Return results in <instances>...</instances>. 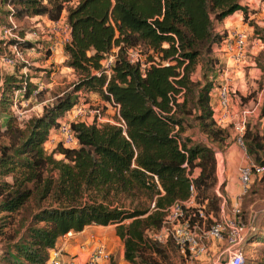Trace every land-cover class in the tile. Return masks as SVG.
Masks as SVG:
<instances>
[{"label": "trees", "instance_id": "trees-1", "mask_svg": "<svg viewBox=\"0 0 264 264\" xmlns=\"http://www.w3.org/2000/svg\"><path fill=\"white\" fill-rule=\"evenodd\" d=\"M0 8V26L11 27L9 18L56 21L65 13L70 29L65 64L76 75L41 113L19 119L12 111L15 91L45 97L44 90L33 94L30 71L38 68L0 67V264H45L59 237L88 224H114L130 263H169L168 243L186 257L172 238L161 242L153 233L175 203L190 224L206 228L218 216L213 144L224 143L229 134L216 123L211 101L220 65L216 50L226 34L216 23L236 11L246 19L247 6L241 0H0ZM15 31L20 39L6 43L34 47L21 39L23 29L16 25ZM133 47L145 55L143 69L128 59ZM113 49L108 75L100 72L101 60ZM90 92L122 122H72L77 145L58 142L46 149L50 130ZM193 124L206 140L187 133ZM250 126L243 137L247 151L264 166V137ZM260 186L264 174L254 189ZM257 229L255 222L246 236L260 244L248 262L244 253L245 264H264V231L255 236ZM111 257L108 264H117Z\"/></svg>", "mask_w": 264, "mask_h": 264}, {"label": "built area", "instance_id": "built-area-1", "mask_svg": "<svg viewBox=\"0 0 264 264\" xmlns=\"http://www.w3.org/2000/svg\"><path fill=\"white\" fill-rule=\"evenodd\" d=\"M9 22L12 27L9 25L0 26V40L4 41V51L0 58V67L4 70H6V68L13 69L20 64H31L27 60L26 52L34 50V47L25 48L18 43L5 42L15 38L20 39L15 31L16 24L11 18H9ZM45 35L48 37L45 42L46 46L43 48L45 53L44 57L46 58L47 52L51 55L58 47H64L69 41L70 29L66 19L60 17L58 20L52 21L47 26V34ZM21 39L34 43V41L27 38L26 35ZM257 41L260 43L259 39ZM221 48L227 53L228 57L235 65L245 64L248 58L250 59L248 55L250 49H248L247 34L242 29L228 30L222 41ZM127 55L131 63H139L141 68H144L145 55H143L138 48H129L127 50ZM114 59L115 49L106 54L101 60L100 72L109 75L112 71ZM215 73V77H218L220 81L212 91V96H214V101H212L214 119L221 127L231 128L234 141L244 152H246L247 148L243 139L246 129V121L242 116L235 113L233 109L228 84L229 70L227 67L219 65L216 68ZM262 84L263 91L259 94L260 101H258L260 106H264V79ZM34 85H36V83H34ZM41 89L40 85H36L33 94L35 95ZM22 93L21 90H18L13 94L12 111L19 119L26 116L25 113L28 111L29 98H31H25ZM97 116H99V109L89 107L86 99L80 97L78 101L65 112L64 116L59 120L58 125L50 130L48 138L44 142V147L51 150L58 142L62 143L64 146H76L77 139L71 128V123L78 121L85 123L96 122L95 120ZM89 119L91 121H88ZM261 121L264 123V116H261ZM120 122L122 121L117 120L116 123L120 124ZM47 142L52 143V146H47ZM262 172H264L263 165L250 158L244 160L238 168L241 192H246L255 175H260ZM238 210L239 209L236 208V212L232 216L220 215L217 218L212 217L213 221L205 228L198 224H190L188 219L183 218L182 207L178 203H175L169 207L162 226L158 231L153 233V238L161 242H164L168 238H172L190 259H200V257L209 250V240H217L223 244L222 251L226 256L224 263L221 262L220 264H245L244 243L247 234L255 229V218L253 216L249 221H243L238 217ZM200 215H203V211L201 210ZM64 255L63 248L57 246L51 250L46 263L73 264L72 259L64 260ZM109 258L110 251L107 250L104 245L97 244L90 251L85 264H99L101 261H107ZM212 264H216V262H213Z\"/></svg>", "mask_w": 264, "mask_h": 264}, {"label": "rangeland", "instance_id": "rangeland-1", "mask_svg": "<svg viewBox=\"0 0 264 264\" xmlns=\"http://www.w3.org/2000/svg\"><path fill=\"white\" fill-rule=\"evenodd\" d=\"M241 3L247 6L248 9L247 17L245 19L244 14L241 12V17L238 22L240 27L237 28L235 27V28L239 30L242 29L246 32L247 44L249 45L248 49L252 50V53H249L248 55L250 57V60L254 63V65L252 67L244 65L243 71H240V73L237 76L234 73L232 74L230 72L228 73L229 93L233 108L235 109L234 110L235 113H237L239 116H242L246 121V125L247 123L251 125L250 127L252 128V130L256 129L260 133V135L264 137V123H262L261 121L262 106L258 104V101H260L259 94L261 93V91H263L262 83L264 79V69L261 68V65L264 64V6L261 5V3H263L261 0H241ZM246 3H248L249 6ZM2 9L4 11L7 8L3 7ZM0 16L2 17L4 16L3 12L0 13ZM222 21L216 23L218 27H220ZM38 23H40V26H37ZM15 24L21 29H23V32L25 33L26 37L32 39L35 43L34 50L31 52L30 51L26 52V57L27 60L31 63V65L38 68V71L35 72L31 70L30 73L32 75L38 76L40 78V81H42L45 84L47 83V81L52 82L51 88H47L46 91L44 90V88L41 89L44 90L45 97L49 99V101H52L55 95L61 93L63 90H66L67 88L68 89L70 88L71 84L76 80V75L74 76V78L68 79V76L70 75L67 73L61 74L58 71H56L55 74L50 75V71L53 70H49L48 72L46 69L41 68V65H43L41 61L45 60L44 57L45 53L43 51V48L46 45L40 39H44L43 35L47 34V26L45 25L44 22L42 21L37 22L31 18H25L17 21ZM219 31H223V29L222 30L220 29ZM258 39L260 40V43H258L257 41ZM215 74L216 73L213 74L214 77L212 78V82L214 83V88H216L217 84L220 81L218 77H215L216 76ZM193 78L195 79L200 78V66L197 67L196 72L193 75ZM80 97H82V99L88 100L87 104L89 107L93 109L94 108L99 109V116H97L95 120L97 123L117 122L118 117L115 109L111 105L105 103L97 93L96 96L94 97L89 96V93H82ZM49 101H45V102H49ZM211 101H214V96H211ZM31 102L32 105H37L39 101H31ZM37 107L38 108H35L33 110L26 111L25 114L33 115L34 113H38L40 109V105L38 104ZM88 121L91 120L89 119ZM225 129L228 131L229 134L228 138L225 139L224 143L222 144H217V143L213 144L215 148V156L217 161V178H218V182L215 186V191L220 197V210L218 212L217 217H219L220 215L232 216L236 212L235 209L238 208L239 209L237 212L238 217H240L243 221H248L254 216L255 222L258 227L255 236H258L261 234L260 232L264 231V188L260 186V188L256 187V189H254V187H255V180L260 176H262L264 172H262L260 175H255L250 187L246 192L244 193L241 192L242 190L240 185V188L238 189L234 198H230L229 193L225 191L222 183V180L226 176L225 161L223 159V154L226 149V146L234 139L231 128L226 127ZM187 133L192 135L195 139L206 140L205 136H203V134H200L197 131L196 126L194 124L193 127L187 131ZM47 146H52V143L47 142ZM55 146L56 144L53 147ZM237 147L240 149V152H242L243 154L244 157L243 161L246 160L247 158H250L251 160L255 161L254 156L251 153H249L247 149L246 152H244L239 145H237ZM246 148H247V144H246ZM55 156L61 157V154L55 153ZM94 227L95 226H91L90 228H94ZM100 228L101 229L98 232V235L100 237L102 236L108 237L109 235H113L115 225L111 224L110 226H104ZM92 232L93 230L89 231V233ZM71 237L72 239L74 238L73 236H70V238ZM111 244H113V242H111ZM208 244H210V246H214L216 249L215 252L216 264H220L221 262L224 263L226 256L222 251L223 244L217 240H209ZM259 244L260 243H257L256 241H251L250 238L245 241L244 247H245L246 262H248V259L256 257L255 248ZM104 246L107 248V250H109L107 243ZM62 248L65 253L64 260L72 259L73 262H80L81 264H85V261L87 260L88 255L90 253V251H85L84 253L80 254L78 258L74 259L75 257L74 253L68 252L65 247ZM120 248L121 247L119 243L114 244L113 249L110 251V255L112 256L111 258H113L117 262V264H133L126 261L123 258V253L121 254ZM80 250H81L80 247L77 246L74 249V252L75 253L80 252ZM168 252H169L170 262L169 263L160 262V264H201L198 259H190L187 256L186 257L183 256L182 253L174 245L170 243H168ZM109 261H110L109 259L107 261L106 260L101 261V263L99 264H108ZM206 263L212 264V262H206Z\"/></svg>", "mask_w": 264, "mask_h": 264}, {"label": "crops", "instance_id": "crops-1", "mask_svg": "<svg viewBox=\"0 0 264 264\" xmlns=\"http://www.w3.org/2000/svg\"><path fill=\"white\" fill-rule=\"evenodd\" d=\"M248 6L249 4L246 3ZM262 6H264V2L261 3ZM65 13L62 14V18L66 19ZM241 17V12L236 11L230 16L226 17L222 22L220 27H218V30H232L235 27H240L239 25V20ZM31 19L37 22H44L46 26H48L52 21L47 19L45 16H34ZM37 26H40V23L37 24ZM232 28H230V27ZM235 28V29H236ZM44 39H40L42 42H46L48 37L46 35H43ZM250 53H252V50L250 49ZM216 54L218 58L220 59V64L224 67H227L229 72L232 74L234 73L236 76L240 73V71H243V66H253L254 63L248 58L247 62L242 65H235L233 61L228 57L227 53L223 51V49L220 47L219 49L216 50ZM67 60V55L64 52V47H58L55 52H53L51 55L48 56V58H45L44 61H41L43 65H41V68L46 69L48 72L50 71V75L55 74L56 71H58L61 74H69L68 79L74 78L75 74L73 70L69 67L66 66L65 62ZM12 69L6 68V71H11ZM58 74V73H57ZM32 82L36 83V85H40V87L44 90H47V88H51L52 82L47 81V83H43L40 81V78L38 76L32 77ZM89 96L94 97L96 96V93H89ZM31 101H39L37 105H40V109L38 113L34 114H39L41 113L42 110V105L45 103V101H49L46 97H44L43 100H38L36 97H31L29 98V104H28V111L33 110L35 108H38L37 105H32ZM233 106V105H232ZM234 109V108H233ZM235 110V109H234ZM237 143L233 140L231 141L227 146L223 154V159L225 161V174L226 176L222 180L223 183V188L225 191H227L230 195V198H234L236 195L238 189L240 188V180L238 177V168L239 166L244 162L243 159V154L240 152V149L237 147ZM250 220V219H249ZM248 220V221H249ZM111 224L107 225H100V224H88L86 225L82 230L80 231H69L66 234L62 235L59 237L58 244L57 246L65 247L66 250L70 253H74L75 257L74 259L78 258L80 254L84 253L85 251H91L92 248L95 246V244H103V245H108L109 251H111L114 247V244L120 245L121 249V254L123 253V246L120 238L118 235L115 233V228H114V233L113 235H109L108 237L102 236L100 237L98 235V232L100 231V227L104 226H110ZM91 226H95L94 228H90ZM100 226V227H99ZM90 230H93L92 233H89ZM73 236L70 238V236ZM110 240V241H109ZM113 242V244H111ZM79 246L80 247V252H74V249ZM210 250V252H209ZM209 250L207 253L203 254L200 259L201 264H208L206 262H215V252L216 249L214 246H209ZM211 257V259H210ZM47 264V263H45ZM73 264H81L80 262H73Z\"/></svg>", "mask_w": 264, "mask_h": 264}]
</instances>
